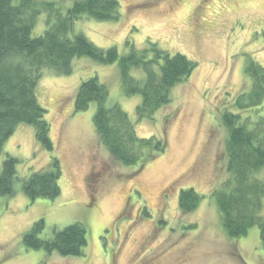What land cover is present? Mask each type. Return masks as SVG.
I'll return each mask as SVG.
<instances>
[{"label":"rangeland","instance_id":"rangeland-1","mask_svg":"<svg viewBox=\"0 0 264 264\" xmlns=\"http://www.w3.org/2000/svg\"><path fill=\"white\" fill-rule=\"evenodd\" d=\"M36 1L52 3L63 15L77 0ZM117 2V21L82 16L73 23L72 34H82L103 50L115 47L119 56L151 42L196 62V69L171 89L170 103L152 120H137L141 97L122 93L118 63L102 65L82 57L72 61L70 75L44 70L36 97L46 110L53 151L37 143L28 125H19L3 145L0 171L7 156L16 159L17 180L12 196H0V264H264L258 228L244 237H229L213 194L227 178L228 130L221 114L234 111L237 96L249 89L247 63L264 68V0ZM46 19L44 11L32 36L43 34ZM130 74L144 79L140 68ZM92 77L107 88L108 105L121 107L139 138L165 139L161 156L138 171L110 157L92 123L96 104L74 110L79 85ZM53 158L61 171L59 197L30 201L23 179L50 169ZM255 176L264 180V167ZM190 188L200 200L184 214L179 194ZM39 220L44 222L42 238L81 223L87 239L83 254L61 257L27 249L23 235Z\"/></svg>","mask_w":264,"mask_h":264},{"label":"trees","instance_id":"trees-1","mask_svg":"<svg viewBox=\"0 0 264 264\" xmlns=\"http://www.w3.org/2000/svg\"><path fill=\"white\" fill-rule=\"evenodd\" d=\"M44 11L46 29L43 34L32 36ZM82 16L100 22L117 21L119 4L117 0H77L62 15L48 2L0 0V152L19 125L31 126L37 143L48 152L53 151L46 110L36 97L44 70L70 75L72 61L82 57L102 65L118 63L122 93L127 97H141L135 111L137 120H152L159 109L170 103L171 89L188 80L196 69V62L181 54L170 55L151 42L140 51L131 48L125 56H119L115 47L100 49L82 34H72L73 23ZM132 68L142 69L144 79L133 77ZM244 71L249 78V89L237 96L234 111L225 110L221 114V123L228 130L224 145L227 178L213 194L226 234L240 238L257 227L264 251V180L255 176L264 167V68L249 61ZM91 103L96 104L92 123L99 142L116 162L136 166L138 171L165 152L164 138L157 135L139 138L121 107L116 103L108 105V90L97 77L79 85L74 110L85 111ZM16 164L17 160L12 157L4 159L0 196L14 194ZM60 176L59 161L53 158L50 169L31 173L23 179V192L30 201L54 200L60 195ZM199 200L192 188L181 190L179 210L189 213ZM43 230L44 222L39 220L23 235L27 249L56 252L61 257L83 254L87 239L81 223L57 230L51 238L40 237Z\"/></svg>","mask_w":264,"mask_h":264}]
</instances>
